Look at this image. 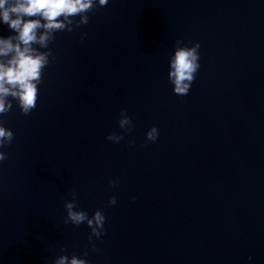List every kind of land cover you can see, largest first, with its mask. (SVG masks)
<instances>
[{
    "label": "water",
    "instance_id": "water-1",
    "mask_svg": "<svg viewBox=\"0 0 264 264\" xmlns=\"http://www.w3.org/2000/svg\"><path fill=\"white\" fill-rule=\"evenodd\" d=\"M81 15L32 45L52 52L36 107L5 98L0 264H264V0H94ZM197 44L177 95L171 61ZM73 191V211L105 216L99 238L64 222Z\"/></svg>",
    "mask_w": 264,
    "mask_h": 264
},
{
    "label": "clouds",
    "instance_id": "clouds-1",
    "mask_svg": "<svg viewBox=\"0 0 264 264\" xmlns=\"http://www.w3.org/2000/svg\"><path fill=\"white\" fill-rule=\"evenodd\" d=\"M107 3L108 0H99L100 6H106ZM93 6L94 0H0V22L7 24L11 30L17 33L15 37H0V56L7 57L11 54L7 63L0 62V114L7 113L12 107L10 102L5 103V98L9 95L18 100L21 111L26 115L36 107L37 85L42 82L41 73L49 63L48 56L52 55V52L51 50L48 53L37 52L32 45L38 44L41 47H47L49 40L55 38L52 36L54 32L64 31L66 28L69 32L73 30L68 27L74 23L69 17L90 12ZM35 17H39V19ZM61 17L63 19H60ZM88 20L87 15H81L76 27L87 24ZM39 29L44 31L37 35ZM13 40H16V43H13ZM199 47L200 45L197 44L195 48H178L175 52L171 61L172 71L169 73V78L175 85L174 93L177 95H187L195 79L194 74L200 67L197 63L199 57L196 52ZM120 116V128L129 131L133 127L131 119L125 110L121 111ZM157 136L158 129L155 126L146 133L148 141H155ZM12 139L13 132L0 127V147L10 144ZM107 139L113 143H119L124 139V136L113 133L108 135ZM129 143H134V141ZM6 158V153L0 151V161ZM118 183V179L110 181L112 186ZM71 195L73 201L65 202L68 212L64 222L79 225L87 221L89 227L92 228L89 240L91 241L92 236L99 238L103 234L105 216L100 210H97L94 217L89 219L86 212L73 211L76 206L75 191ZM115 203L116 197L112 196L108 204L114 205ZM92 247L95 250L94 244ZM54 264H67V257L60 256L54 261ZM70 264H86V261L73 256Z\"/></svg>",
    "mask_w": 264,
    "mask_h": 264
}]
</instances>
